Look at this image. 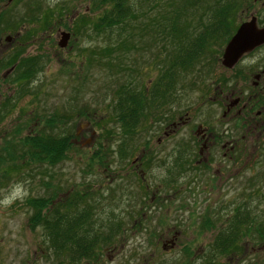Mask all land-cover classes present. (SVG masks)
Returning a JSON list of instances; mask_svg holds the SVG:
<instances>
[{"label": "rangeland", "instance_id": "1", "mask_svg": "<svg viewBox=\"0 0 264 264\" xmlns=\"http://www.w3.org/2000/svg\"><path fill=\"white\" fill-rule=\"evenodd\" d=\"M188 1L198 2L197 0H163L156 4L150 1L148 5L140 2L141 5L136 9L142 11V14L136 17V23L132 22L133 29L124 37L126 41L124 47L128 46L130 49H114L111 50L110 55L105 56L104 50L108 44L105 37L97 38L90 33V30L87 34H91V37L77 35L74 31V28L83 22L82 20L94 17L98 13L96 10L88 9L89 0H58L55 4H51V0H0V8L8 7L10 11L16 12L18 17H22L20 21H14L19 27L16 35L5 28L7 23L0 22V57H5L10 49L15 47L19 38L16 36L21 35H28L26 40L29 39L23 46V55L46 56L43 58L44 61L42 60L41 70L31 80L25 82L27 86L25 89L29 88L30 92L24 93L16 101L9 117H20L25 133L30 124L43 120L49 115H54L56 125L53 128L54 132L63 134L69 129L76 132L75 138H72V146L66 151V158L60 163L50 167H36L22 163L19 170L12 173L10 178L0 171V197L15 182H26L28 197L45 196L54 192L57 194L56 199L70 195L72 191L82 192L85 184H89L91 189L89 190L95 201L93 208L97 216H104L112 208L114 214L122 219L125 228V232L117 237L115 245L103 252L99 264H179L180 261L185 264H264V242L259 241L256 244L248 235L243 236L244 238L239 241L240 247L237 252L218 257L213 255L214 259L210 257L212 255L210 246L214 242L215 231L222 227L221 223L224 226L226 224L224 220L216 221V213L220 211L223 217L226 214L230 215L232 206L241 203L239 199L241 200L242 197L246 199L245 195L248 194L249 188L242 186L240 181L253 174L252 170L250 173L231 175L230 185L226 187L224 181H217L213 188L208 185L203 189L202 181H197L198 178L194 173L178 174L171 169L168 172L164 164H153L146 169L144 183H147L148 189L140 192L129 168V162L137 155L134 153L138 152L144 136H149L150 150L160 151L166 148L162 145L166 143L167 149L170 150L174 140L187 132L185 126H181L172 128L169 136H163L166 123L177 120L179 115H183L184 109L194 106L198 97V87L214 80L217 57L215 61L207 63L209 73L205 68V62L203 63L204 69L199 71H203L202 74L206 72L205 76L188 77L189 81H194L190 89L184 87L176 89L173 103L162 106L158 111L166 115L162 120L155 122L158 119L157 115L154 117L155 120L150 118L146 130L144 122L139 128L138 146L132 155L120 156V152L116 150L119 146L118 134L111 138H109L111 134L108 138L104 135L105 131L116 126L110 109L111 96L116 85L127 79L128 75L132 82L146 85L159 73L162 68L160 64L164 65L165 53L171 49V44L167 40L159 38L156 44L149 41L148 32L151 34L149 28L153 26H149L147 30L148 23H145V18L148 17V25H151L150 22L152 23L159 14L170 12L169 17H172L176 11L173 22L182 29V23L189 18L193 27L201 23L205 25L207 16L202 13L203 7L206 8V5L210 4V8L217 2V0H201L199 4L203 7L194 9L191 8V3H187ZM243 2L242 6L250 5V8L264 5V0H243ZM26 11L27 14L24 15ZM200 14L202 20L199 18ZM237 15L238 13L233 12L229 18L236 19ZM231 20L229 19L228 22L230 23ZM44 22L49 25L45 26ZM69 28H71L68 41L70 49L58 48L56 42L60 38V32L68 31ZM6 36L10 38L5 40ZM130 44L138 46L137 50ZM216 48L217 53L220 54L222 45ZM4 73L5 69L0 68L1 100H4L6 94H15L14 90L18 88L17 84L11 83L9 73ZM188 78L185 79V83ZM32 115L37 116L31 117ZM66 121L70 123L67 124ZM189 125L193 127L194 124ZM168 128L171 129V126ZM186 128L190 127L187 125ZM47 130L50 129L44 127L42 129V131ZM115 130L117 131V128ZM157 137H164L159 145L155 144ZM104 141L112 145L114 151L103 160L104 168L92 162L87 170L91 169V171L83 174L81 170L88 169L86 163L90 161L89 158L97 150L98 145L103 146ZM134 141L133 139L132 144ZM165 153L166 151L153 153L157 154L154 159H163ZM168 160L171 158L169 157ZM44 181H47L45 183L47 185L42 184ZM125 187L131 189V194L124 193ZM109 189H113L114 200L108 199ZM152 192H154L152 198L148 201L144 200V204H153L149 208L150 212H146V216L143 217L141 225L145 227L141 232L134 231L128 224L125 200L127 196L135 200L138 194L146 198L151 197ZM255 193L254 195L250 193L251 200L247 211H252L251 216H255L256 224L257 222L262 224L264 200L263 202L256 200ZM29 216L30 209L24 200L17 201L11 208H0V264H53V257L44 242L43 231L40 226L33 228L29 226ZM205 218H210L215 228H203L202 222ZM172 231L178 232L175 245L168 249L163 248V241L169 239Z\"/></svg>", "mask_w": 264, "mask_h": 264}, {"label": "trees", "instance_id": "2", "mask_svg": "<svg viewBox=\"0 0 264 264\" xmlns=\"http://www.w3.org/2000/svg\"><path fill=\"white\" fill-rule=\"evenodd\" d=\"M89 1L88 9L96 10L98 13L94 17L82 20L83 22L80 21L82 23L74 28L75 34L91 37V34H87V31L90 30V33H93L97 38L105 37L108 44L104 54L108 56L114 49H130L128 46L124 47L126 42L124 37L133 29L132 22L136 23V17L142 14V11L136 9L138 5H141L140 2L148 5L150 1L156 4L163 0ZM197 1L193 3L188 1L187 3H191V8L194 7V9L203 7L199 4L201 0ZM243 3V0H217L215 6L212 5L209 8L210 4H208L206 8L202 9L204 11L202 13L207 16V24L201 23V25L193 27L189 18L184 20L185 23H182L183 29L173 22L176 11L172 17H169L170 12L159 14L152 20V23L150 22L151 25H148V17L145 18V23H148L147 30L149 26H153L149 28L151 32V34L148 32L149 41L156 44L159 38L167 40L171 44V49L165 51L164 65L160 64V68H162L159 73L141 89L133 87L134 84L129 75L127 79L119 82L116 90L113 89L110 109L116 126L105 131L104 135L108 138L111 134L109 137L111 138L118 134L119 146L116 147V150L120 152L121 157L128 156L132 151L131 138H134V134L139 133V128L144 122L146 130L149 127L150 118L155 120L154 117L157 115L158 119L155 122H158L166 116L164 112L158 113V111L162 106L173 103L176 89L182 87L190 89L194 81H189L188 77L201 76L203 71L199 70L204 69L202 68L203 63L205 62L207 69V65H209L207 63L215 61L216 54H218L216 46L223 45L232 31L228 21L229 16L235 12L233 7L242 6ZM172 9L174 8L172 7ZM209 12H211L210 15ZM26 14L27 11L24 15ZM30 16L32 15L30 14ZM199 18L203 19L201 14ZM21 19L22 17H18L16 12L10 11L8 7L0 8V22L7 23L5 28H8V31L13 35H16L19 29L14 21ZM169 21L172 22L169 23ZM44 23L45 26L49 25L47 22ZM16 37L19 38L16 40L14 49L10 50L5 57H0V68L3 70L12 67L13 80H23L25 83L41 70L43 58L46 56L43 57L42 54L23 55V46L29 40H26L28 35ZM130 46L136 50L138 48L133 44ZM211 58L213 59L211 60ZM187 78L188 81L185 83ZM188 82L190 83L188 84ZM25 88H27L26 85ZM28 89H25L23 93H29ZM33 116L37 115L31 117ZM43 127L50 130L42 131ZM54 127H56L54 115H49L43 120H37L34 124H30L21 142L23 147L21 151L10 152L14 153L13 155L0 156V171L6 173L10 178L22 163L36 165V167H50L65 159L66 151L72 146L70 138H75V131L58 134L53 131ZM35 128L36 130H34ZM107 143L104 141L103 146L98 145L96 152L86 163L88 169L81 170L83 174L91 171V169L87 170L92 162L104 168L103 160L113 152L112 145ZM167 171L170 170L167 169ZM47 175L50 177L49 174ZM45 183L47 181L42 182L47 185ZM138 184L139 182H137L138 191H146L143 186ZM89 189V184H85L82 192L72 191L70 195L67 194L68 196L57 199L55 198L57 194L54 192L45 196L39 195L24 199L30 209L28 224L32 228L40 226L42 229L46 248L53 257V264H67L68 260H71V264H99L103 252L113 244L115 245L117 237L125 232L122 219L114 214L112 208L104 216H97L93 208L95 201L91 195V189ZM125 189V194H131L130 188L125 187ZM109 191L108 199L114 200L113 189H109ZM150 198L138 194L135 197L136 201L128 196L125 200L128 224L134 231L141 232V229L145 227L141 225L143 217L146 216V212H150L149 208L153 204H144V200L148 201ZM232 207V215L227 225L220 229L219 234L213 238L214 242L210 246L212 249L211 259H214L213 255L218 257L237 252L240 247L239 241L244 238L243 236L248 235L256 244L264 240V230L261 231V228L258 227L259 222L255 223V216H251L252 211H247L249 206L241 202ZM212 225L213 222L210 218H205L202 222L203 228H210ZM179 264L185 263L180 261Z\"/></svg>", "mask_w": 264, "mask_h": 264}, {"label": "flooded vegetation", "instance_id": "3", "mask_svg": "<svg viewBox=\"0 0 264 264\" xmlns=\"http://www.w3.org/2000/svg\"><path fill=\"white\" fill-rule=\"evenodd\" d=\"M233 9L238 15L236 19L230 17L232 19L230 25L233 28L227 40L224 41L220 54L216 55L214 80L198 87V97L194 106L184 109L183 115H179L177 120L166 123L163 136H169L172 128L181 126H185L187 132L174 140L170 150L167 149V143L162 144L166 148L160 151L150 150L149 136H144L138 152H135L139 135L134 134V138H131L132 151L129 155H132V152L137 155L130 160L129 168L133 178L139 182L138 185H143L144 189H148L147 183H144L146 169L153 164L162 163L166 169H171L178 174L192 172L197 176V181H202L203 189H206L208 185L213 188L217 181H224V187H226L230 185L231 175L250 173L252 170L253 174H249L240 181L242 186L249 188V191L245 195L246 199L242 197L239 201L250 205V193L254 195L255 191L256 200L259 202L264 200V42L241 54L233 65L222 64L225 44L241 24L254 20L257 28H264V5L257 8H250V5L239 6ZM70 29L65 31L69 34L66 45L64 47L57 45L58 48L70 49L68 46ZM208 70L209 68L207 72ZM205 73L202 75L205 76ZM4 74H8V77H11V83L17 84L18 88L14 90L15 94H6L4 100L0 99V156L13 155L14 153L10 152L21 151L23 148L21 142L25 135L24 124L20 117H9L16 101L24 95L25 83L23 80H13L12 67L5 69ZM133 84V87L137 89L143 87L136 81H133ZM190 123L194 124L193 127L189 125ZM187 125L191 129L186 128ZM168 126H171V129ZM69 131L72 132L70 129L66 132ZM164 137H157L155 144H161ZM133 139L134 144H132ZM70 141L72 143V137ZM164 151L166 155L163 159H154L157 154L153 153ZM167 151L171 154L168 155ZM169 157L171 160H168ZM153 194L154 192L151 193V198ZM231 215L226 214L223 217L219 211L215 218L218 222L224 220L227 225ZM221 224L220 229L224 227L223 223ZM212 227L215 228L214 224L210 226ZM258 227L263 231L264 223H259ZM220 229L215 231L214 237L219 234ZM177 235L178 232L172 231L169 239L163 241V248L168 249L175 245ZM67 264H71V260H68Z\"/></svg>", "mask_w": 264, "mask_h": 264}, {"label": "water", "instance_id": "4", "mask_svg": "<svg viewBox=\"0 0 264 264\" xmlns=\"http://www.w3.org/2000/svg\"><path fill=\"white\" fill-rule=\"evenodd\" d=\"M68 37L69 34L67 32H60V38L57 41V45L59 47H64ZM9 38L10 37L6 36L5 40H8ZM263 42L264 28H257L254 20L244 22L230 38L228 43L225 44L222 56V64L225 66L233 65L241 56V54Z\"/></svg>", "mask_w": 264, "mask_h": 264}, {"label": "clouds", "instance_id": "5", "mask_svg": "<svg viewBox=\"0 0 264 264\" xmlns=\"http://www.w3.org/2000/svg\"><path fill=\"white\" fill-rule=\"evenodd\" d=\"M58 0H51V4L57 3ZM26 182H15L10 188L0 197V208L8 209L17 201H23L29 195V190L25 186Z\"/></svg>", "mask_w": 264, "mask_h": 264}]
</instances>
